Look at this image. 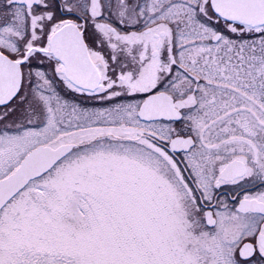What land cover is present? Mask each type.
Segmentation results:
<instances>
[{
  "label": "snow or ice",
  "instance_id": "1",
  "mask_svg": "<svg viewBox=\"0 0 264 264\" xmlns=\"http://www.w3.org/2000/svg\"><path fill=\"white\" fill-rule=\"evenodd\" d=\"M0 264H264V0H0Z\"/></svg>",
  "mask_w": 264,
  "mask_h": 264
}]
</instances>
